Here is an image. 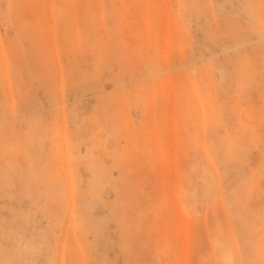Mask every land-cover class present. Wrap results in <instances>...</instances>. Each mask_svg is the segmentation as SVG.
Listing matches in <instances>:
<instances>
[{
    "label": "rangeland",
    "instance_id": "obj_1",
    "mask_svg": "<svg viewBox=\"0 0 264 264\" xmlns=\"http://www.w3.org/2000/svg\"><path fill=\"white\" fill-rule=\"evenodd\" d=\"M262 33L264 0H0V264H264Z\"/></svg>",
    "mask_w": 264,
    "mask_h": 264
},
{
    "label": "bare ground",
    "instance_id": "obj_2",
    "mask_svg": "<svg viewBox=\"0 0 264 264\" xmlns=\"http://www.w3.org/2000/svg\"><path fill=\"white\" fill-rule=\"evenodd\" d=\"M252 6V5H251ZM252 8V7H251ZM263 34V33H262ZM264 35V34H263ZM29 37V36H28ZM262 38V37H261ZM264 38V37H263ZM264 40V39H263ZM2 45V44H1ZM3 50V49H2ZM142 51V50H141ZM145 51V50H144ZM143 51V52H144ZM145 53V52H144ZM3 54H5V53H3ZM144 56V55H143ZM145 58H146V56H144ZM144 59V58H143ZM145 60V59H144ZM4 62H5V60H4ZM54 71V70H53ZM52 72V71H51ZM57 73V72H56ZM158 73H160V71L158 72ZM55 74V73H54ZM57 75V74H56ZM59 75V74H58ZM58 75L56 76V77H58ZM154 76V75H153ZM156 76V75H155ZM55 77V79H57ZM150 78V77H149ZM55 81V80H54ZM58 81V80H57ZM57 81L56 82H54V83H57ZM8 88H9V86H8ZM162 91V90H161ZM62 93V92H61ZM63 94V93H62ZM68 99V98H67ZM60 101V100H59ZM66 100H64V102H65ZM67 102V101H66ZM134 103V102H133ZM138 103V102H137ZM56 104H59V103H56ZM55 104V105H56ZM15 105V104H14ZM65 105V104H64ZM67 105V104H66ZM63 106V105H62ZM134 106H135V103H134ZM60 107V106H59ZM64 107V106H63ZM68 107V106H67ZM137 108V107H136ZM61 109H63L62 111H64V108H61ZM126 110V109H125ZM128 110H129V108H128ZM137 110V109H136ZM56 112H59V111H56ZM64 112H62V115H65V114H63ZM59 114V113H58ZM64 118V117H63ZM141 123V122H140ZM144 125V124H143ZM57 139V138H56ZM115 144V143H114ZM228 155V154H227ZM206 159V158H205ZM209 160V159H208ZM36 162H38V161H36ZM46 163V162H45ZM225 163V162H224ZM9 164V163H8ZM32 165V164H31ZM41 165V164H40ZM35 170V169H34ZM36 170H38L37 168H36ZM39 176V175H38ZM28 192V191H27ZM31 195V194H30ZM32 197V196H31ZM262 197V196H261ZM262 205V204H261ZM72 212V211H71ZM264 220V219H263ZM17 222V221H16ZM11 231V230H10ZM17 231V230H16ZM22 241V240H21ZM220 241H222L221 239L219 240H216V243L218 244V243H220ZM225 241V240H224ZM234 241V240H233ZM250 242V241H249ZM224 243V242H223ZM251 243V242H250ZM235 244V243H234ZM252 244V243H251ZM228 245V244H227ZM248 245V244H247ZM217 246H219V247H217V248H220L221 246H222V243H220L219 245H217ZM229 246H230V244H229ZM235 246V245H234ZM27 247V246H26ZM228 247V246H227ZM231 247L233 248V245H231ZM231 247H229L230 249H232ZM236 247V246H235ZM235 247H234V250H235ZM229 249V250H230ZM252 249V248H251ZM219 250V249H218ZM229 250H227V248H226V250H224V251H222V254H221V258L218 256V258H220V261H222V263H224V264H232L231 262H234L235 260L233 259V257H232V254L231 253H234V250L232 251V252H230ZM239 250V249H238ZM237 250V252H239ZM235 252H236V250H235ZM236 252V253H237ZM218 254H220L219 252H218ZM235 254V253H234ZM238 254V256H240L241 254L240 253H237ZM240 254V255H239ZM238 256L236 255V257H237V259H238ZM17 258V255H15V256H12L11 257V259L10 260H16V258ZM235 256H234V258H236ZM241 257V256H240ZM12 258H14V259H12ZM242 259V257L241 258H239V260H236V262H234V264L236 263L237 264V262H243V259ZM234 260V261H233ZM8 263V262H7ZM14 263H15V261H14ZM13 263V264H14ZM252 263V262H251ZM255 263V262H254ZM220 264H221V262H220Z\"/></svg>",
    "mask_w": 264,
    "mask_h": 264
}]
</instances>
